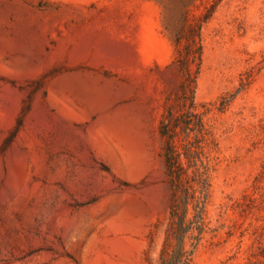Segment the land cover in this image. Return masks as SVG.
I'll return each mask as SVG.
<instances>
[{"label": "rangeland", "instance_id": "374dc122", "mask_svg": "<svg viewBox=\"0 0 264 264\" xmlns=\"http://www.w3.org/2000/svg\"><path fill=\"white\" fill-rule=\"evenodd\" d=\"M196 4L0 0V264L157 262L158 125ZM202 40L196 99L219 150L192 264H264V0H222Z\"/></svg>", "mask_w": 264, "mask_h": 264}, {"label": "trees", "instance_id": "16d2710c", "mask_svg": "<svg viewBox=\"0 0 264 264\" xmlns=\"http://www.w3.org/2000/svg\"><path fill=\"white\" fill-rule=\"evenodd\" d=\"M221 1L200 0L196 6L202 9L183 15L172 37L179 82L166 98L158 125L171 203L159 256L151 264H192L209 229L211 177L219 145L206 110L199 108L196 88L203 62L202 27ZM242 87L223 96L217 108L224 110Z\"/></svg>", "mask_w": 264, "mask_h": 264}]
</instances>
